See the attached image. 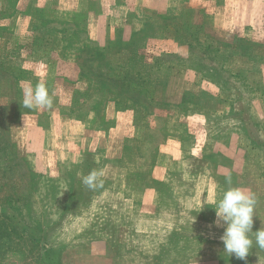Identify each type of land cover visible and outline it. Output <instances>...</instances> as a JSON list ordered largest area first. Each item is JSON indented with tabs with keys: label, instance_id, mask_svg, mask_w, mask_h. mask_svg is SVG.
I'll use <instances>...</instances> for the list:
<instances>
[{
	"label": "rangeland",
	"instance_id": "obj_1",
	"mask_svg": "<svg viewBox=\"0 0 264 264\" xmlns=\"http://www.w3.org/2000/svg\"><path fill=\"white\" fill-rule=\"evenodd\" d=\"M232 186L264 228V0H0V264L39 227L59 264H264L223 252Z\"/></svg>",
	"mask_w": 264,
	"mask_h": 264
},
{
	"label": "clouds",
	"instance_id": "obj_2",
	"mask_svg": "<svg viewBox=\"0 0 264 264\" xmlns=\"http://www.w3.org/2000/svg\"><path fill=\"white\" fill-rule=\"evenodd\" d=\"M22 92L24 108L34 110L37 107L43 109L53 107L54 97L50 95L44 81L35 85L28 82ZM102 175L103 173L93 170L83 177L82 183L89 190H94L102 186L103 181L100 179ZM256 203L257 197L253 192L232 186L221 190L220 199L213 207L216 215L213 223L215 227L223 228V233L219 237L223 244V252L245 262L254 244L264 250V228L252 230Z\"/></svg>",
	"mask_w": 264,
	"mask_h": 264
},
{
	"label": "trees",
	"instance_id": "obj_3",
	"mask_svg": "<svg viewBox=\"0 0 264 264\" xmlns=\"http://www.w3.org/2000/svg\"><path fill=\"white\" fill-rule=\"evenodd\" d=\"M104 52L105 54H107L108 52H111V50H107V49H102L100 50V53ZM124 76H122L121 79H123ZM2 223V221H0V224ZM39 233H41L40 227L37 229V234H34L31 237V241L33 243H35V246H37V244H41V255H40V259H42L46 264H59L58 260H57V256H56V250L52 249L51 247H48L46 242L44 243L43 240V236H45V234L43 236L39 235ZM14 234L16 236L15 233V229H11V225L9 226V231H8V236Z\"/></svg>",
	"mask_w": 264,
	"mask_h": 264
}]
</instances>
